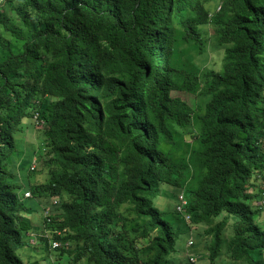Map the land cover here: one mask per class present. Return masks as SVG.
I'll use <instances>...</instances> for the list:
<instances>
[{
    "label": "trees",
    "instance_id": "1",
    "mask_svg": "<svg viewBox=\"0 0 264 264\" xmlns=\"http://www.w3.org/2000/svg\"><path fill=\"white\" fill-rule=\"evenodd\" d=\"M218 55L220 71L205 64ZM35 113L30 171L18 136ZM263 168L264 0H0V264H26L35 197L59 200L52 239L89 246L72 264H182L180 234L201 264H264ZM179 192L175 227L153 203Z\"/></svg>",
    "mask_w": 264,
    "mask_h": 264
},
{
    "label": "clouds",
    "instance_id": "2",
    "mask_svg": "<svg viewBox=\"0 0 264 264\" xmlns=\"http://www.w3.org/2000/svg\"><path fill=\"white\" fill-rule=\"evenodd\" d=\"M32 120H33V127L36 126L39 129L41 127H43V125L45 124V122L40 118V114L38 115L37 113L34 114V117ZM36 157H37V154L34 152V154L31 156V160H30V166H29L30 171H36L38 169V167L35 168V166H34V164H38ZM38 174H39V172H38ZM262 174H264V168L260 172H258V174L256 175L257 183H258L259 198L257 199V201H254L253 204L259 208V215H261L262 219L264 220V217L261 213V207H259L257 204L260 200L259 180H260V177ZM29 175H31V174H29ZM29 175L27 176V179H28ZM27 179L20 183V186L22 187V195L19 196L17 194L18 197L20 199H22L23 201L25 199H29V198L33 197L28 186L31 184H38V183L42 182V181H37V182L31 183V182H28ZM248 191L252 192L253 190L249 189ZM158 197H164V196L160 195V196H157L156 198H158ZM164 198H169V197H164ZM169 199L175 200V203L172 204V208L176 212L180 213V211H182L183 205L186 204V199L184 198L183 194H180V192H179L176 196L169 198ZM30 206H32V213H30L29 215L27 214L26 218L28 216H31L32 217L31 218L32 223H29L26 219L28 229L24 233L21 232L22 236L23 235L26 236L25 244H24L25 247L26 246L32 247L34 249L44 248L46 250L49 258L52 260V262H53V258H54L55 254H57V255H72V254L76 253L77 249H82V248H85L87 250L89 249V246H85L81 242H75L72 240L71 241H69V240H63V241L59 240L58 241V240H54L51 238L52 233L49 232L47 230V228L52 224V220L54 218H56L57 222H61L63 220V216H62L63 210H62L61 205L59 203V200L57 198H52V199L48 200V197H35L34 203ZM153 206L158 211V213L161 215V212L157 208L155 203H153ZM36 207H38L37 210H36ZM146 209H147V207H146ZM146 209L144 210V212L146 211ZM34 215H37V216L34 217ZM129 217H131V215H129ZM188 219H189V216L186 215L185 220H188ZM124 223H122V225ZM138 225L139 224L136 223V229H138ZM104 230L106 231V233L104 234V239L111 237L110 229L107 226L104 228ZM65 231H67L66 227H63L61 229L56 228L54 230V232L57 234L64 233ZM138 238L146 240V234H142V233L138 232ZM29 239H33V241L30 240L31 244L27 245ZM40 242H44V243H40ZM188 243L190 245H188ZM191 243H192V238H187V241L185 244V246H186L185 249H187L188 246H191ZM64 249H67V250H64ZM113 250H120V249L117 248V249H113ZM69 253H71V254H69ZM91 253L96 254V251L92 250ZM97 253L103 254L104 252L103 251H97ZM201 254H203V253H201ZM185 257H188V258H186L188 260L187 262H189V261L194 262V260L197 256H195V254L189 255L187 252V256H185ZM197 258H199V257H197ZM81 259L87 260L85 256L82 257ZM24 263H26V262H24ZM178 263H182V261L179 259Z\"/></svg>",
    "mask_w": 264,
    "mask_h": 264
},
{
    "label": "rangeland",
    "instance_id": "3",
    "mask_svg": "<svg viewBox=\"0 0 264 264\" xmlns=\"http://www.w3.org/2000/svg\"><path fill=\"white\" fill-rule=\"evenodd\" d=\"M210 32H212L211 28L209 29ZM221 51V50H219ZM218 56H212L211 58L207 59V61L205 62V64L207 66H209L210 64H213V67L215 69H217V71H220L222 69V66H223V61H222V64H221V61L218 60ZM179 95L180 97H183L185 100H187L190 104H192V102H194V97L193 95L191 94H177ZM33 129L30 130L29 134L25 137L19 135L18 136V141L20 142V145H21V149H22V152L24 153V155L22 156L23 159H26V155L29 156V153H32L33 151L38 155V151H39V148L41 147V137L39 136L37 139L36 138V132L37 130L39 129L38 127H33V125L31 126ZM30 139H34V140H30ZM27 142H26V141ZM26 166L29 168L30 166V163H27ZM35 168L38 167V169H41V164L38 163V164H34ZM38 173V172H37ZM45 173V172H44ZM43 179V173L42 171L39 172L38 175H29L27 181L28 182H31V183H34V182H37V181H42ZM16 192L19 196L22 195V187L16 189ZM25 201H28V199H25ZM170 199L169 198H164V197H158L156 198V200L154 201L155 205L157 206V208L160 210L161 212V215L163 216L164 219H166L167 221L171 222L173 220V225L175 226V222L176 220H174L173 218L171 219V215L173 216V210H172V206L170 204ZM38 209V207H36V210ZM37 215H34V217H36ZM255 221L258 222V224L263 227L264 225V220L262 219L261 215H255ZM31 216H28L26 219L29 223H32L31 221ZM124 226V231H126L127 233L131 232V228H130V224L129 223H124L123 224ZM176 227V226H175ZM123 228V227H122ZM138 229L135 230V232H137ZM117 232L119 233V229L117 228ZM137 235H138V232H137ZM24 239H26V236L23 235ZM30 240L33 241V239H29L28 240V244L27 245H30ZM186 241H187V238L184 234H180L177 239H176V242L174 244V248L176 251H174L172 253V255L174 256L175 260L177 262H179V259L182 261V264H187V260H183L182 258L187 256V252L189 255H192L193 251L195 249H197V252H199L200 250H202V248H195V245L193 246H188L187 249L185 244H186ZM40 243H44V242H40ZM188 245H190L188 243ZM198 246V245H196ZM200 247H202L200 245ZM29 249H31L30 247H25L24 248H19L17 253L18 255L21 257V259L24 261V262H30V261H27V260H31V259H34L36 261H40V260H43L45 263L44 264H72V262L70 261L69 259V256L68 255H57L55 254L54 255V258H53V262L52 260L49 258L46 250L44 248H38V249H31L32 251H30ZM187 251V252H186ZM27 254H31V256H27ZM196 256V255H195ZM86 258L87 259H90V257H88V255H86ZM199 258H195L194 260V263L196 264H201V262L199 260H197ZM86 261L87 260H84V259H81L80 261H78L76 264H86ZM203 263V261H202Z\"/></svg>",
    "mask_w": 264,
    "mask_h": 264
},
{
    "label": "built area",
    "instance_id": "4",
    "mask_svg": "<svg viewBox=\"0 0 264 264\" xmlns=\"http://www.w3.org/2000/svg\"><path fill=\"white\" fill-rule=\"evenodd\" d=\"M260 200L257 203L261 207V213L264 217V174L261 175L259 180Z\"/></svg>",
    "mask_w": 264,
    "mask_h": 264
}]
</instances>
